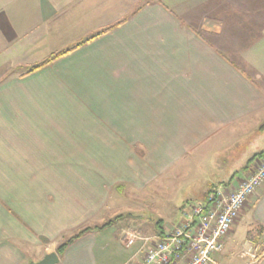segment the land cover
Returning a JSON list of instances; mask_svg holds the SVG:
<instances>
[{
    "label": "crops",
    "instance_id": "1",
    "mask_svg": "<svg viewBox=\"0 0 264 264\" xmlns=\"http://www.w3.org/2000/svg\"><path fill=\"white\" fill-rule=\"evenodd\" d=\"M81 80L104 124L78 145L65 106ZM259 140L264 0H0V264L38 262L85 227L57 264H136L185 221L177 205L191 209L193 188L206 203L250 175ZM246 241L264 243V184L213 264H252Z\"/></svg>",
    "mask_w": 264,
    "mask_h": 264
},
{
    "label": "built area",
    "instance_id": "2",
    "mask_svg": "<svg viewBox=\"0 0 264 264\" xmlns=\"http://www.w3.org/2000/svg\"><path fill=\"white\" fill-rule=\"evenodd\" d=\"M264 184V153L254 160L250 175L230 191L218 188L205 204L184 212L185 221L178 223L158 239L136 264H213L226 245V240L241 216L248 200ZM129 241V240H128ZM133 239L128 243H132ZM244 256L255 264L264 255L252 241H246Z\"/></svg>",
    "mask_w": 264,
    "mask_h": 264
},
{
    "label": "rangeland",
    "instance_id": "3",
    "mask_svg": "<svg viewBox=\"0 0 264 264\" xmlns=\"http://www.w3.org/2000/svg\"><path fill=\"white\" fill-rule=\"evenodd\" d=\"M67 50H70V49H67ZM63 51H66V50H63ZM17 72L20 75L21 74H25V73H30V72H26V71L25 72L24 71H17ZM11 73L13 74L15 72L14 71H11ZM11 73H9V74H11ZM86 82H87L86 80L85 81L84 80H81L80 81V86H81L82 89H77V91L79 92L78 93V98L76 100H74V102H69L72 105H69V103H67V105L65 106V110L67 112L70 110V111H73V112L77 113L78 120L76 119V127L79 126V125H81V127H79L80 129H82V132H80V134H81V137L80 138L81 139L78 136H76L75 137V140H73V142H72V143H76V144H78L80 142L81 143H84V142H94V140L96 139V135L97 134H100V131H101L100 128L104 124V120H96L94 118V116H93L94 106H92L89 103V89L88 88H85L86 87ZM103 104H104L103 101H101L100 104H99V107L102 108ZM103 111H104V109H103ZM259 142H261L259 144L261 146L260 148H264L263 141L262 140H259ZM72 143H71V146H70L71 147V150L73 148H77V146L79 145L78 144V145L75 146ZM256 157H254L253 160H255ZM244 158H246V157H244ZM240 163H243V162L240 161ZM190 172H191V174H196L197 173V169L195 167H193V168H191V171ZM165 178H166V181H167V186H169L170 182L171 183L174 182V183L177 184V181L175 179L176 178L175 174H169ZM213 178H217V176L215 175ZM198 186H199V189L201 190L202 185H197V187L193 188V191L194 192H191L190 190H187V191H190L192 193V197H191L192 200H190L189 202H186V208L188 210H189L190 206H195V205H198V204H205V202H203L202 198H198L199 191H200L199 189H196V188H198ZM203 187H204L203 188V191L204 190L206 191L205 188L207 187V182L203 183ZM123 191H125V190H122L121 192H123ZM155 191H156V189L155 190L154 189H151V190L148 191L149 195L152 198H154V195H152V194H156L157 197L158 196H161L163 198L165 197V195L168 194L167 191H166V188H164L163 190L158 189L156 192ZM196 194H197V197H196ZM134 202H136V201H134ZM182 204L183 203L181 201L177 205V207L179 208L178 211H177V220L185 219L184 212H182V210L180 209ZM147 212H149V211H147ZM142 216H144V215H142ZM163 217L167 221H170L171 218H174L173 216L167 217V215H164ZM117 218H121V216H118ZM141 219H142L141 216H131V219L130 220H134L135 221V224L138 225V223H139L138 220H141ZM174 227H175V225L172 227V229ZM86 228H90V227H85L83 229H86ZM138 229L139 228H137V226L131 227V231H130V233L128 235L129 241L132 240V239L133 240L138 239L140 237ZM75 234H77V233L76 232L75 233H68L67 235L64 236V239L60 243H64V242L68 241ZM240 234H241V230L238 232V234L236 236V239H237L238 242H239V240H241L243 238V236L241 237ZM149 235H152V234H149ZM243 244L244 245H243L242 250H241V255H244V252H245V244H250V243H243ZM254 244H256V246L258 247L259 256H261L263 254V252H264V243L263 244L262 243L261 244L260 243H254ZM239 255H240V253L238 254V256ZM242 258L245 259V261H250V263H251V260H250L251 258L249 256H244V257L242 256Z\"/></svg>",
    "mask_w": 264,
    "mask_h": 264
},
{
    "label": "trees",
    "instance_id": "4",
    "mask_svg": "<svg viewBox=\"0 0 264 264\" xmlns=\"http://www.w3.org/2000/svg\"><path fill=\"white\" fill-rule=\"evenodd\" d=\"M122 22H119V23H116L115 25H112L111 27L105 29L104 31H102L100 34H103V33H106L107 31L121 25ZM200 35V34H199ZM82 43H80L79 45H76L74 48L70 49V50H66V51H60V52H57V53H54L52 55H50L49 57H47L46 59H44L42 62H40L39 64L35 65L32 67V69L29 71L30 73L35 71V70H38L44 66H47L53 62H55L57 59L65 56L66 54H68L69 52L73 51L74 49H76L77 47H79ZM264 152L260 153V154H263ZM114 224V220L112 221H109L107 222L106 224H104L103 226L101 227H95L94 229H105L107 228L108 226H111ZM93 230L92 228H86V229H83L81 230L80 232H78L77 234H75L71 239H69L68 241L64 242V243H61L58 248H57V253L58 254H63L66 249L76 240L80 239L81 237H83L85 234H87L89 231ZM261 232H263V229L261 230Z\"/></svg>",
    "mask_w": 264,
    "mask_h": 264
},
{
    "label": "water",
    "instance_id": "5",
    "mask_svg": "<svg viewBox=\"0 0 264 264\" xmlns=\"http://www.w3.org/2000/svg\"><path fill=\"white\" fill-rule=\"evenodd\" d=\"M59 256L56 252L49 253L45 255V257L38 261V262H32L30 264H57L59 262Z\"/></svg>",
    "mask_w": 264,
    "mask_h": 264
}]
</instances>
